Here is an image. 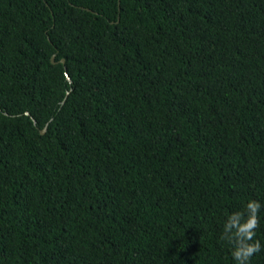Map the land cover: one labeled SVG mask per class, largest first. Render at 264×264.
I'll return each instance as SVG.
<instances>
[{
    "label": "trees",
    "instance_id": "16d2710c",
    "mask_svg": "<svg viewBox=\"0 0 264 264\" xmlns=\"http://www.w3.org/2000/svg\"><path fill=\"white\" fill-rule=\"evenodd\" d=\"M253 200L264 264V0H0V264H237Z\"/></svg>",
    "mask_w": 264,
    "mask_h": 264
},
{
    "label": "clouds",
    "instance_id": "9594fccd",
    "mask_svg": "<svg viewBox=\"0 0 264 264\" xmlns=\"http://www.w3.org/2000/svg\"><path fill=\"white\" fill-rule=\"evenodd\" d=\"M261 204L258 201H249L246 205L248 217L241 223L244 218L243 213H233L225 224L222 239L227 240L234 246L232 256L237 264H250L251 257L262 250L259 240L253 241L256 236V229L259 225L258 212Z\"/></svg>",
    "mask_w": 264,
    "mask_h": 264
},
{
    "label": "water",
    "instance_id": "95a60500",
    "mask_svg": "<svg viewBox=\"0 0 264 264\" xmlns=\"http://www.w3.org/2000/svg\"><path fill=\"white\" fill-rule=\"evenodd\" d=\"M52 62H53V63L55 62V56L52 57ZM63 62H64V61H63ZM45 132H46V129H44V130L42 131V134H45Z\"/></svg>",
    "mask_w": 264,
    "mask_h": 264
}]
</instances>
